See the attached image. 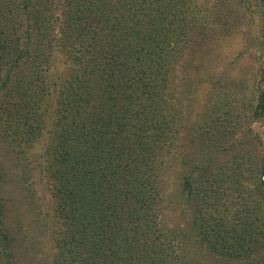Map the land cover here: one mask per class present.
I'll list each match as a JSON object with an SVG mask.
<instances>
[{
    "label": "trees",
    "instance_id": "1",
    "mask_svg": "<svg viewBox=\"0 0 264 264\" xmlns=\"http://www.w3.org/2000/svg\"><path fill=\"white\" fill-rule=\"evenodd\" d=\"M53 4L0 0V139L16 148L49 135L55 264H182L159 222L161 161L178 130L170 79L212 9L198 0H59L65 10L54 42ZM241 4L260 17L247 117L264 128V0ZM54 43L73 62L60 84L46 74ZM261 143L258 158L197 166L183 180L201 243L232 264H264ZM3 216L0 197V254L12 264Z\"/></svg>",
    "mask_w": 264,
    "mask_h": 264
},
{
    "label": "rangeland",
    "instance_id": "2",
    "mask_svg": "<svg viewBox=\"0 0 264 264\" xmlns=\"http://www.w3.org/2000/svg\"><path fill=\"white\" fill-rule=\"evenodd\" d=\"M58 1L49 6L56 23L51 34L54 42L62 34L58 19L65 10ZM198 4L211 7L212 21L195 29L182 45L171 74L170 101L178 130L161 161L159 222L182 264H232L201 243L192 225L183 180L197 166L213 170L241 154L255 158L262 154L264 128L247 117L259 79L260 17L243 7L241 0H198ZM51 51L46 74L49 81L60 84L73 62L57 44H52ZM49 140L46 132L38 142L15 148L0 139V197L12 264H55L60 220L46 168ZM0 257L4 264V255Z\"/></svg>",
    "mask_w": 264,
    "mask_h": 264
}]
</instances>
